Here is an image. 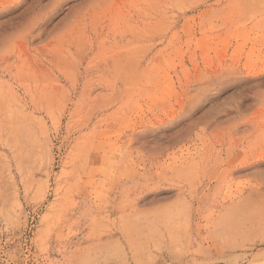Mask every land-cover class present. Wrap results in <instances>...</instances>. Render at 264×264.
Instances as JSON below:
<instances>
[{"label":"rangeland","instance_id":"1","mask_svg":"<svg viewBox=\"0 0 264 264\" xmlns=\"http://www.w3.org/2000/svg\"><path fill=\"white\" fill-rule=\"evenodd\" d=\"M0 264H264V0H0Z\"/></svg>","mask_w":264,"mask_h":264}]
</instances>
